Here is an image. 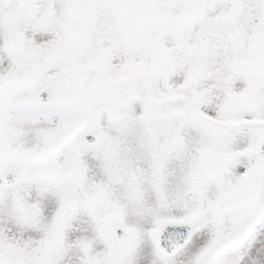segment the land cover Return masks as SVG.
<instances>
[{
  "label": "snow or ice",
  "instance_id": "obj_1",
  "mask_svg": "<svg viewBox=\"0 0 264 264\" xmlns=\"http://www.w3.org/2000/svg\"><path fill=\"white\" fill-rule=\"evenodd\" d=\"M0 264H264V0H0Z\"/></svg>",
  "mask_w": 264,
  "mask_h": 264
}]
</instances>
